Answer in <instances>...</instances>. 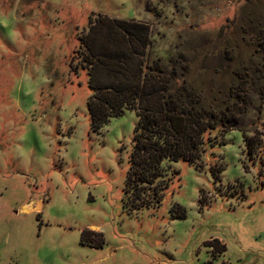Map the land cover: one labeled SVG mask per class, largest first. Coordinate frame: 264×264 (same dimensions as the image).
Returning <instances> with one entry per match:
<instances>
[{
	"label": "rangeland",
	"instance_id": "obj_1",
	"mask_svg": "<svg viewBox=\"0 0 264 264\" xmlns=\"http://www.w3.org/2000/svg\"><path fill=\"white\" fill-rule=\"evenodd\" d=\"M84 41L223 102L230 127L126 195L137 117L91 128ZM0 264H264V0H0Z\"/></svg>",
	"mask_w": 264,
	"mask_h": 264
},
{
	"label": "trees",
	"instance_id": "obj_2",
	"mask_svg": "<svg viewBox=\"0 0 264 264\" xmlns=\"http://www.w3.org/2000/svg\"><path fill=\"white\" fill-rule=\"evenodd\" d=\"M117 28L126 33V48L132 44L146 47L147 35L140 32L145 29L143 25L117 21ZM84 44L90 67L87 110L91 128L99 131L109 119L121 116L125 110L135 111L137 117L125 180L126 195L140 193L167 174L168 178L173 177L167 163H198L206 145H212L208 133L218 124L230 127L234 117L229 118L223 102L206 106L185 84L173 88V78H139L141 69L129 78L127 68L114 62L127 59L123 52H117L113 46L95 52L89 42ZM176 217L185 218L184 211ZM88 232L98 237L91 246H100L101 234Z\"/></svg>",
	"mask_w": 264,
	"mask_h": 264
},
{
	"label": "bare ground",
	"instance_id": "obj_3",
	"mask_svg": "<svg viewBox=\"0 0 264 264\" xmlns=\"http://www.w3.org/2000/svg\"><path fill=\"white\" fill-rule=\"evenodd\" d=\"M26 209H27L28 211H30V206H28Z\"/></svg>",
	"mask_w": 264,
	"mask_h": 264
},
{
	"label": "crops",
	"instance_id": "obj_4",
	"mask_svg": "<svg viewBox=\"0 0 264 264\" xmlns=\"http://www.w3.org/2000/svg\"><path fill=\"white\" fill-rule=\"evenodd\" d=\"M32 205V203H30ZM32 209H33V205H32Z\"/></svg>",
	"mask_w": 264,
	"mask_h": 264
}]
</instances>
